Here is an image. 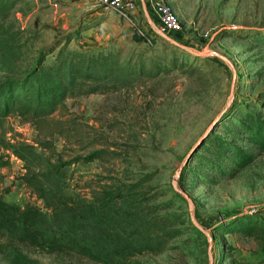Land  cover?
Instances as JSON below:
<instances>
[{"label": "rangeland", "instance_id": "374dc122", "mask_svg": "<svg viewBox=\"0 0 264 264\" xmlns=\"http://www.w3.org/2000/svg\"><path fill=\"white\" fill-rule=\"evenodd\" d=\"M165 1L182 32L161 37L138 19L149 42L95 0H0V84L118 63L103 76L93 63L44 120L13 114L0 129L4 200L39 207L50 234L102 262L6 237L0 264H264V0ZM48 172L75 214L28 185ZM153 220L167 233L150 236Z\"/></svg>", "mask_w": 264, "mask_h": 264}, {"label": "trees", "instance_id": "16d2710c", "mask_svg": "<svg viewBox=\"0 0 264 264\" xmlns=\"http://www.w3.org/2000/svg\"><path fill=\"white\" fill-rule=\"evenodd\" d=\"M94 64V71L102 76L108 71H116L118 63L104 57L96 61H86L82 59L78 62L71 61L67 69L60 67L55 72V81L37 84L34 77L21 78L18 80H8L0 84V129L3 128L6 120L13 114L20 116L26 121L38 123L46 117L54 114L59 108H65V100L74 88L84 86L86 80L82 75H88ZM130 68V67H129ZM99 69H102L100 71ZM133 70L130 68V72ZM101 76V77H102ZM110 77L105 76L104 80ZM34 81V82H33ZM32 84V87H31ZM252 128V127H249ZM252 134V133H251ZM255 140L257 146L264 150V133ZM6 152L13 154L24 162H28V157L15 146L7 144L4 147ZM7 158V159H6ZM10 166L8 155H0V169ZM54 172L44 175V180H30L28 185L34 187V193L43 200L46 207L52 212L71 213L78 208L73 201L63 194L62 188L55 182ZM166 224L156 222L148 223V232L153 234H166ZM53 231L51 234L45 229V216L37 206H29L20 209L4 200L0 194V253L6 251L1 247L3 240L9 237L16 244L33 248L42 252H53L64 250L73 252L94 262L101 263V259L93 253L87 246L79 244L68 234ZM101 234H109L101 231ZM9 248V246H8ZM2 249V250H1Z\"/></svg>", "mask_w": 264, "mask_h": 264}, {"label": "built area", "instance_id": "2783aa9c", "mask_svg": "<svg viewBox=\"0 0 264 264\" xmlns=\"http://www.w3.org/2000/svg\"><path fill=\"white\" fill-rule=\"evenodd\" d=\"M114 13L124 23L130 25L137 35L144 41H149L148 34L143 30L142 24L138 22V7L136 0H95ZM156 12L162 31L167 34H178L182 32L181 22L165 0H158Z\"/></svg>", "mask_w": 264, "mask_h": 264}, {"label": "crops", "instance_id": "0c3cea01", "mask_svg": "<svg viewBox=\"0 0 264 264\" xmlns=\"http://www.w3.org/2000/svg\"><path fill=\"white\" fill-rule=\"evenodd\" d=\"M138 7L137 18L146 23L147 26L155 33H160L161 37H173V34H167L162 31L159 18L156 12L158 0H136Z\"/></svg>", "mask_w": 264, "mask_h": 264}]
</instances>
